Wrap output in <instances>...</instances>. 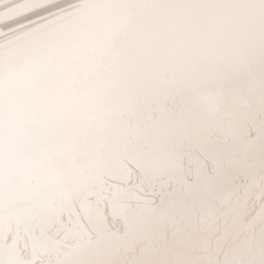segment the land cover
I'll list each match as a JSON object with an SVG mask.
<instances>
[{"label":"bare ground","instance_id":"6f19581e","mask_svg":"<svg viewBox=\"0 0 264 264\" xmlns=\"http://www.w3.org/2000/svg\"><path fill=\"white\" fill-rule=\"evenodd\" d=\"M0 264H264V0H0Z\"/></svg>","mask_w":264,"mask_h":264}]
</instances>
